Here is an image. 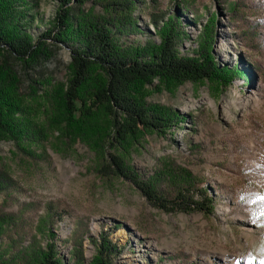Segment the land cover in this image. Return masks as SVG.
I'll return each instance as SVG.
<instances>
[{"label": "rangeland", "instance_id": "obj_1", "mask_svg": "<svg viewBox=\"0 0 264 264\" xmlns=\"http://www.w3.org/2000/svg\"><path fill=\"white\" fill-rule=\"evenodd\" d=\"M146 4L147 11L135 9L142 31L125 39L159 41L148 12L172 13L179 6L189 35L180 44L184 54L199 56L204 38L213 33L219 64L249 75L236 74L227 85L209 78H153L138 98L184 117L165 132L146 131L112 150L123 153L141 177L166 188L184 182L183 170H189L217 195L216 203L208 212L166 211L152 205L131 180L99 172L112 130L109 117L98 111L84 132L65 124L61 99L71 56L62 45L36 67L15 65L22 80V114L43 128V137L30 135L21 144L0 138V165L18 182L14 190H0V214H10L13 222L4 224L0 250L21 232L24 245L33 238L43 245L54 241L65 264H91L94 239L100 241L106 231L120 251L114 264L264 262V201L257 199L264 194V0ZM57 6L55 0L29 4L32 33L51 23ZM57 211L63 213L59 219Z\"/></svg>", "mask_w": 264, "mask_h": 264}, {"label": "trees", "instance_id": "obj_2", "mask_svg": "<svg viewBox=\"0 0 264 264\" xmlns=\"http://www.w3.org/2000/svg\"><path fill=\"white\" fill-rule=\"evenodd\" d=\"M33 1L0 0V138L9 137L21 144L30 135L43 137V128H37L33 120L22 114V80L15 65L36 67L66 45L71 61L70 77L61 99L65 124L84 132L86 121L90 124L88 119L98 111H105L109 117L112 130L103 144L99 172L131 180L160 209L208 212L217 195L200 184L189 170H183V184L166 188L154 178L141 177L127 157L112 148H124L149 130L165 132L184 117L138 98L153 78L176 82L209 78L227 85L236 74L248 77L249 72L219 64L212 49L213 33L204 38L199 56L184 54L180 44L189 35L178 13L179 6L172 13L149 11L160 40L136 42L125 36L142 31L135 9L140 6L141 11H147L148 0H55L58 6L53 20L37 34L29 29L28 8ZM89 2L93 4L90 8L85 6ZM94 4L101 5L103 12L95 11ZM182 8L187 7L182 4ZM215 19L211 20V27ZM17 187L16 178L5 165H0V190ZM55 215L59 219L63 213L57 211ZM11 219L8 213L0 214V236L5 234L4 224ZM23 237L24 234L17 233V239L0 250V264H65L54 241L43 245L33 238L24 245ZM100 238L94 239L97 251L91 264H114L115 254L120 252L118 244L106 231H102Z\"/></svg>", "mask_w": 264, "mask_h": 264}, {"label": "snow or ice", "instance_id": "obj_3", "mask_svg": "<svg viewBox=\"0 0 264 264\" xmlns=\"http://www.w3.org/2000/svg\"><path fill=\"white\" fill-rule=\"evenodd\" d=\"M257 199L260 201H264V194L258 195ZM262 264H264V262H262Z\"/></svg>", "mask_w": 264, "mask_h": 264}]
</instances>
